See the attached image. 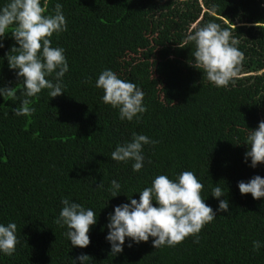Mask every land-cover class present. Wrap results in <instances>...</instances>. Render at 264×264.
<instances>
[{"label": "trees", "instance_id": "obj_1", "mask_svg": "<svg viewBox=\"0 0 264 264\" xmlns=\"http://www.w3.org/2000/svg\"><path fill=\"white\" fill-rule=\"evenodd\" d=\"M57 3L67 31L51 42L65 50L64 94L52 99L42 90L29 117L15 116L19 101L0 96V224L15 223L19 240L11 257L0 253V264H80V255L91 257L88 264H264V198L238 187L264 178V164L245 162L248 133L264 121V26L255 27L264 23V0H47L49 14ZM210 21L231 31L244 54L227 88L189 66L193 44L178 47L192 25ZM0 42V88H14L18 76L6 57L18 45L10 34ZM106 69L143 91L147 111L138 120L122 121L102 102L95 85ZM133 133L156 141L143 146L140 172L134 161L111 159ZM184 171L203 184L202 198L216 213L200 242L189 237L156 249L151 237L139 244L126 238L123 252L111 256L106 237L115 207L130 203L128 197L139 201L158 175L175 181ZM112 180L121 185L117 197L109 192ZM218 184L227 212L212 196ZM64 198L96 214L87 248L72 247L67 227L55 223Z\"/></svg>", "mask_w": 264, "mask_h": 264}, {"label": "clouds", "instance_id": "obj_2", "mask_svg": "<svg viewBox=\"0 0 264 264\" xmlns=\"http://www.w3.org/2000/svg\"><path fill=\"white\" fill-rule=\"evenodd\" d=\"M63 5H55L54 14L47 10V0L42 6L41 0H8L0 7V38L9 34L17 46H13L7 54L10 70L17 73V86L0 88V96L18 100L17 107L12 109L17 117H29L35 112L32 107L33 98L42 90H49L50 97L56 98L64 94L63 77L69 71L65 50L53 47L51 38L67 31V21L62 11ZM264 23H256L261 28ZM193 44L191 59L188 64L203 73L206 79L217 88H227L234 84L239 76V65L244 54L237 47L239 41L233 38L231 31L221 28L216 22H208L202 27L192 25L185 39L178 44L181 49ZM4 45L0 42V48ZM46 77H53L47 79ZM103 91L102 102L119 111L120 119L129 122L139 119L147 111L143 104L144 93L134 83L122 80L112 70H104L95 85ZM91 138V137H90ZM146 135L133 133L132 140L118 145L111 153L116 162L134 161L133 171L140 172L144 166L143 146L155 144ZM246 145L245 162L251 160V167L264 164V121L256 130H250ZM223 182V181H222ZM218 184L212 190V196L219 200V211H229L227 199ZM103 182L100 188H103ZM203 184L192 171L182 172L175 181L166 175H158L140 192L137 201L132 197L130 203L115 207L114 214L109 215L106 239L111 244V256L123 252L126 238L136 244L148 242L153 238V247H176L189 237H195L194 243L200 242L202 229L216 218V213L202 198ZM242 195L251 194L256 200L264 198V178L254 176L249 182H239ZM121 185L112 180L109 192L117 197ZM153 201L158 207L153 206ZM62 209L55 223L66 226L64 233L74 248H87L91 241L89 232L97 223V217L90 208L67 198L62 199ZM17 225L0 224V253L11 257L19 243ZM132 245L129 244V247ZM259 241H253V251H259ZM80 264H88V255L77 258ZM75 264H76V260Z\"/></svg>", "mask_w": 264, "mask_h": 264}]
</instances>
